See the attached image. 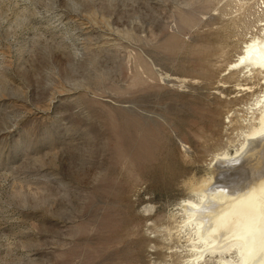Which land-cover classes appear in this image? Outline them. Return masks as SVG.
Here are the masks:
<instances>
[{
	"label": "rangeland",
	"instance_id": "1",
	"mask_svg": "<svg viewBox=\"0 0 264 264\" xmlns=\"http://www.w3.org/2000/svg\"><path fill=\"white\" fill-rule=\"evenodd\" d=\"M254 35L264 0H0V264L236 260L182 206L257 116L264 70L225 68ZM134 121L158 142L144 164ZM253 146L230 167L257 177Z\"/></svg>",
	"mask_w": 264,
	"mask_h": 264
},
{
	"label": "bare ground",
	"instance_id": "2",
	"mask_svg": "<svg viewBox=\"0 0 264 264\" xmlns=\"http://www.w3.org/2000/svg\"><path fill=\"white\" fill-rule=\"evenodd\" d=\"M225 68L264 70V35H254L242 43L240 50ZM148 85L142 83L141 88H147ZM248 106L253 112L258 110V113L253 117V125L245 131L240 148L234 155H228L227 152L216 155L214 162L209 165L212 167L209 175L201 183L189 186L197 199L185 200L182 206L187 222L195 226V234L202 243V251L209 249L220 252L230 248L235 250L237 259H223V264H264V167L259 169L257 177L248 174L249 168L243 161L230 167L243 152L245 154L241 157L251 154L255 147L250 149V145L258 142L264 144V94L255 98ZM141 125L137 121L130 122L127 129L130 130L128 142L137 144L134 157L144 164L157 157L158 142L150 130L144 127L146 124L142 125L144 131L141 130ZM208 131L213 134L215 130L209 128ZM220 167L226 170L232 168L234 180L220 182L216 177V171Z\"/></svg>",
	"mask_w": 264,
	"mask_h": 264
}]
</instances>
